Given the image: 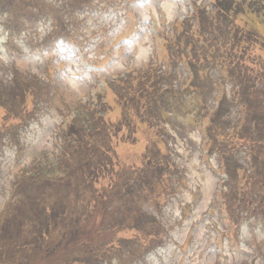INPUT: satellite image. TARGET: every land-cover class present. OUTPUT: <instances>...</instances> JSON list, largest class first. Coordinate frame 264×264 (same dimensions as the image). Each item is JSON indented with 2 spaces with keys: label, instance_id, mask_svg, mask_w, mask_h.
I'll return each instance as SVG.
<instances>
[{
  "label": "rangeland",
  "instance_id": "1",
  "mask_svg": "<svg viewBox=\"0 0 264 264\" xmlns=\"http://www.w3.org/2000/svg\"><path fill=\"white\" fill-rule=\"evenodd\" d=\"M20 1L0 0V4L8 2L19 8ZM40 1L49 7H58L61 2L73 3L72 0ZM150 1V5L133 7V10H136L133 11L136 19L132 20L133 23L137 22L143 13L148 15V18L155 14L152 3L157 0ZM196 1L203 4L208 0ZM188 2L165 0L162 8L167 17L163 21L166 27L162 30L171 31L177 18H181V21L188 18H184L186 13L191 11ZM94 3L100 4L101 9L100 13L96 11V17L101 18L102 24L112 28L111 34L108 33L97 42L102 53L97 61L103 62L97 65L103 69L100 76L107 77L105 85L100 79L96 85L94 82L89 87L92 80L86 84L84 80L70 76L75 67L74 62H70V68L64 63L58 64L65 62L62 58V48L42 60L28 58L22 61L13 58L5 47L7 42L26 52L30 41L35 42L36 36L21 31L12 39L6 29L0 28V51L4 52L0 61L5 62H0V107L7 110L6 115L0 110V264H214L212 256L207 257L205 254V251L212 250L209 245L213 241L224 249L222 255L216 258L217 261L228 255L227 260L220 261L222 264L245 263L239 256L232 255L231 249L236 250V243L220 236L225 232L224 228H228L223 214L227 215L226 211L230 213L228 209H232L236 204L241 203L244 207L246 201H249L252 207L257 205L262 200L261 190L264 186L261 187L257 177H251L254 172L247 168H250L252 162H249V157L246 156V167H239L237 174H234L236 169L231 168H226V174H220L216 159L205 154L206 140L200 132L205 129L211 138L207 146L213 144V149L219 152L226 163L225 155L239 150L237 145H232V134L242 126L241 117L244 114L238 115L236 120L231 119L220 125L226 129L223 133L218 125L212 122L215 111H212L213 114L208 113L209 121L204 119L210 103L206 102L207 105L201 107L194 102V96L193 99L186 96L179 99L183 105H180L181 112L176 110V102L174 111L177 113L157 114V117L156 113L159 111L156 104L162 102V96L171 88L170 83L164 82L165 76H169V68H164L160 57L153 58L150 42H144L135 32V28L128 26L129 20L113 17L117 0H94ZM114 3L111 16L106 13L105 5L112 7ZM256 3L258 1L254 4ZM261 3L264 4V0H261ZM247 9L240 10L233 21H236L238 28H249L252 34V45L257 56V61L254 60L257 65L254 66L253 76L258 77V80L253 82V78L246 75L243 76V81L248 85L255 84L257 93L254 94L261 96L262 107L260 104L253 106L259 109L258 121L264 127V5L262 10ZM15 11L11 10L13 14ZM14 17L10 15V19ZM79 20L80 15L72 14L69 17L70 28L75 27ZM93 28L94 25L90 22L86 23L83 29L84 38L89 39L86 43L89 48L92 46L91 42L97 39L92 38ZM30 29L38 31L37 44L43 41L41 39L48 30L39 24L31 25ZM117 34L119 35L116 36ZM131 34L132 39L129 37ZM120 38L127 40L120 44ZM134 46H138L137 53ZM130 53L134 54V59ZM51 57L56 58L53 63L49 60ZM124 59L127 60L123 61ZM129 61L137 62L139 67L133 69L130 75H126L125 67ZM147 62L150 65L143 69L142 65ZM170 73L171 76H176L171 79L172 85H176L174 89L183 90L185 86L181 85L185 83L186 73L181 65ZM112 88L117 91L115 95L112 94ZM235 89L238 88L234 87L233 90ZM197 90L201 91L202 87ZM19 92L24 97H19ZM126 93L128 96H125ZM94 97L97 98L96 105L101 107L115 136L110 139L112 156L122 165L134 161L138 166H142V162L146 160L148 165L144 167V171L150 178L148 183H151V178L155 175L162 176L157 182L160 185L158 195L153 190V195L150 194L147 199V188H138L139 197L131 200L129 196H121V203L115 210V200L112 199V203L106 204L99 199V193L94 191L100 189L97 183L90 184L83 190L77 187L75 181L72 189H66L58 178H50L57 165L59 145L62 143L65 151L74 147V136L71 135L73 126L75 127L72 132L84 141L82 151H75L76 156L93 164L90 159L94 148L93 141L87 142L88 137H82L84 124H75V121H72L75 115H72V118L70 115L76 109L80 112L81 106H88V102L93 104ZM125 97L128 98L129 110L124 104ZM39 99L44 102L40 112L35 105ZM80 99L82 101L77 102ZM240 112L241 110L238 114ZM28 115L32 117L24 124L21 118L26 119ZM125 115L128 118L126 124L121 121ZM64 116H68L69 122L66 130L62 131L65 127ZM235 116L236 113L232 112L230 118ZM191 117H196V125L192 123ZM34 119L38 120L32 122ZM88 120L86 125L92 128V123ZM21 124L28 125L24 127L23 134L20 133ZM117 124H129L131 130L123 128L118 131ZM144 140L156 141L155 144L152 143L155 150L160 148L154 165L147 157L151 154L145 148ZM76 142L81 144L80 141ZM147 146L151 152L155 151L151 144L147 143ZM99 177L102 185H108L115 180L105 174ZM170 177L172 181L169 180ZM183 181L186 182V187L182 186ZM175 185L181 192L172 200L166 198L165 193ZM60 187L62 188L58 197ZM68 193L70 198L67 200ZM157 203L161 205V210L156 209ZM107 206L111 208L108 207L105 211ZM78 214L82 217L77 226L78 232L61 245L63 233L67 232L66 235H69L68 220L72 216L75 219ZM148 214L154 216L149 218ZM155 214L163 227L165 245L146 255L143 246L138 245L137 238L150 240L146 235L151 233L154 225L147 224V221H155ZM42 215L46 219L52 215L54 220L47 225ZM187 215L188 219H184ZM62 225L65 226L64 229L61 228ZM136 225L140 227L139 230L135 228ZM243 232L238 239L243 248H246L244 241L247 233L245 229ZM252 234L262 243L264 237L260 231L255 230ZM130 253L132 256L143 253V260L134 257L133 261H128L125 257L131 256ZM256 264H264V260L256 261Z\"/></svg>",
  "mask_w": 264,
  "mask_h": 264
},
{
  "label": "trees",
  "instance_id": "2",
  "mask_svg": "<svg viewBox=\"0 0 264 264\" xmlns=\"http://www.w3.org/2000/svg\"><path fill=\"white\" fill-rule=\"evenodd\" d=\"M245 2L246 0L243 1V4H245ZM217 3L220 5V7H217L216 12L219 20L217 21L215 19L206 17L205 20L201 23V28L202 30H204V35H206V33L209 34L210 29L216 31L217 33L216 38L218 39L219 46L210 47L212 50H216L214 51L215 55L213 57L223 58L225 63H227L226 60L228 58L231 65L236 64V69H248L249 67L252 68L253 66L257 65L256 63L254 64V60L257 61V56L252 45L253 39L251 31L249 28H246L247 30L238 28V26H236L235 22L233 21L234 18H236V14L238 13V11L242 9V6L237 0H217ZM217 15H215L214 17H217ZM210 19L211 25H209L208 23ZM213 33L214 32H211L210 34L214 36ZM198 46L199 42L195 40V37H190L184 45V51L187 50V48L192 47L193 51L191 50V52L194 54L192 55L194 57L196 55V51L201 49L200 47L198 48ZM181 56L182 55L178 54L175 57L176 59H178ZM187 56H189V54ZM227 70L231 73V76H237L232 69L227 67ZM250 77L255 78L254 76ZM248 86L249 85L246 84L243 85V92H241L243 99L239 100V102L236 103L242 106L246 115L244 117L242 126L239 129L235 130V132L232 134V145L238 144L240 147L246 148V150L249 152L250 157L261 160L264 164V127H261L262 124L258 121L259 109L253 106L254 104H260L261 96L254 94V92L252 91L256 90L254 87L246 89ZM239 96L240 92L238 93V97ZM19 97L24 96L19 92ZM225 101L226 100L224 97V100H222V102L220 103V110L223 109V104L225 103ZM203 106L204 105H202V107ZM260 106L262 107L261 104ZM207 111V114L204 116H207L210 112L209 109ZM212 116V122L218 123L220 116L216 113ZM76 120V122L81 121L83 123L87 120V118H82V116L79 115ZM127 120H124L125 124L127 123ZM252 122H254L253 125ZM78 123L81 125L80 122ZM92 124L93 127L91 128L89 126V129H87L85 125L88 133H82V137L84 138L85 136L92 138L94 148L90 153V159L93 161V164H89L90 161L86 159H78V157L76 156L75 151H82V144L84 143V141H81L82 139L77 138V134H74L72 132V129L75 127L73 126L71 129V135L73 134L74 136V147H72L69 152H66L65 156L61 157L60 161L55 166L56 168L50 178H58L59 182L61 181L62 187L66 189H72L75 181L77 183V187L82 188L83 190H85L86 187L88 188L90 184L93 185L97 183V185H100V189L94 191H97V193H99V199L103 200L106 204L112 203V199L115 200L116 207L114 209L116 210L121 203V196H129L131 200L136 199V195L138 194V191H140L137 190L138 187L140 189H143L145 185L150 181V178H148V176L144 173V169L141 166H138L136 162L132 161L131 164L127 162L126 164L122 165L118 162L115 156H112V146L110 139H114L115 136L113 132H111L109 124L107 122H104V120L99 117L97 119V122L96 120H93ZM116 127L118 131L123 128H126V130L128 131L131 130V125L129 124H117ZM224 132L225 131H223V133ZM76 141H80L81 144H78ZM149 153L151 154V156L149 155L147 157H149L150 162L154 165L155 162L151 160H153L155 157L157 159L158 153L151 151H149ZM145 166H147V163L146 165L145 163L143 164V167ZM141 169H143V171ZM104 174L115 180L108 185H102L99 176ZM141 176L142 179L140 180ZM137 180L140 181L137 182ZM154 182L155 181H152L150 183V186ZM62 187L58 188V197ZM147 194L150 195L149 192H147ZM69 198L70 194L68 193L66 195V199L68 200ZM261 204V207L264 211V203L262 202ZM108 207L111 208V206H107L106 209L104 207L103 210L105 209V211H107ZM43 219L44 223H46L47 225L51 224V222L54 220L52 215H50L48 219L44 218L43 216ZM81 219L82 217L80 216V214H78L75 219H73V216L70 217V220H68V222H70V225L67 229V231H69V235H66L67 232L63 233L61 245L67 243V241L71 239L73 234L75 235L78 232L77 226H79V221ZM62 221H66V219L62 218ZM61 228L64 229L65 226L62 225ZM135 228L138 230L140 229V227L137 225Z\"/></svg>",
  "mask_w": 264,
  "mask_h": 264
}]
</instances>
